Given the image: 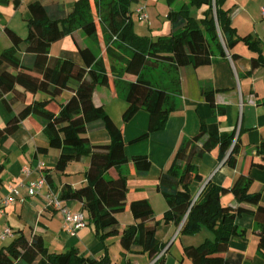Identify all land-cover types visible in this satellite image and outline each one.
<instances>
[{"label":"trees","instance_id":"trees-1","mask_svg":"<svg viewBox=\"0 0 264 264\" xmlns=\"http://www.w3.org/2000/svg\"><path fill=\"white\" fill-rule=\"evenodd\" d=\"M93 1L91 6V0H76L69 10H65L63 6L53 8L45 0H30L27 36L23 38L6 27L12 46L0 53V100L11 109L6 96L14 93L15 101H21V107L4 126H0V141L13 134L23 120L32 117L41 125L48 146L60 149L55 166L57 171L64 172L70 163L88 156L86 183L74 188L65 187L61 198L81 202L88 223L94 226L96 237L104 245L108 237L119 235L125 250L146 253L152 259L163 248L156 236L160 223L181 225L180 233L184 235L196 234L202 227H207L213 231L214 239H207L197 246H185V257L193 264H241L242 254L232 257L228 253L230 240L244 234L236 223L237 216L251 213L259 231L258 250L264 256V206L260 203L261 194L250 191L252 178L249 175L240 174L231 187L209 181L196 200L190 189L193 181L203 183V177L193 163L194 157H201L218 147V158L235 165L238 153L237 141L232 146L235 132L220 133L217 125L203 121L196 135L182 139L169 168L159 177L158 188L168 209L161 219H157L146 198L128 205V175L122 169L131 162L137 174L146 175L151 167L150 158L146 154L128 158L122 129L103 105H97L93 100L96 86L107 84L109 74H113L115 86L128 104L123 121H130L139 110L149 114L147 132L134 141L144 139L162 130L177 110V99L181 94L180 67L206 65L214 57H226L227 53L232 58L239 57L232 52L237 43L242 41L254 49L255 38L237 36L227 0H188L179 9H170L171 31L155 37L139 36L135 32L133 0ZM172 1L169 0V5ZM20 2L13 0L16 7ZM202 6L205 9L201 18L191 15L192 7ZM100 25L105 27L109 67L104 57L99 56L98 47L94 50L87 44L78 47V59L68 52L57 57L50 55L52 43L73 36L77 30L98 46ZM263 64L260 56L251 60L252 70ZM127 75L134 79L127 80ZM37 92L50 97L26 101L28 93ZM66 92L69 93L67 99L58 102L56 98ZM205 98L215 110L214 91H205ZM94 122H100L107 130L109 143L90 142L89 125ZM204 137L206 139L199 145ZM251 164L264 168V138ZM4 168L0 161V174ZM228 191L235 195L240 206L233 208L222 204L221 196ZM243 203L254 205L256 209L244 208ZM127 206L137 221L121 229L116 213ZM0 264H111V257L107 249L98 257L84 256L77 248L50 252L40 235L28 237L22 231L8 245L0 247Z\"/></svg>","mask_w":264,"mask_h":264},{"label":"crops","instance_id":"crops-1","mask_svg":"<svg viewBox=\"0 0 264 264\" xmlns=\"http://www.w3.org/2000/svg\"><path fill=\"white\" fill-rule=\"evenodd\" d=\"M30 0H21L16 7L13 0L0 2V53L12 46V40L6 32V27L12 28L18 35L25 38L28 32L26 19L29 17L28 3ZM137 6L145 7L148 14V28L163 32L171 31V21L168 18L170 9H179L188 0L174 1L167 9L159 6V0L153 3L155 8H148L147 1L133 0ZM152 0H148L151 2ZM53 8L63 6L69 10L75 3L73 0H45ZM231 7V22L237 36L251 35L257 44L254 49L240 41L232 49L239 57L232 58L229 53L226 57L216 56L211 63L194 67L185 65L179 68L181 94L175 110L159 131L151 133L148 137L134 141L144 134L149 126V114L139 110L134 117L123 121V113L127 102L122 93L115 86V77L109 74L107 84H99L94 90L93 100L97 105H103L105 111L119 126L124 135L125 153L128 158L137 154H146L151 160L150 170L146 175H139L131 162L123 166V171L128 175L127 203L146 198L150 201L154 215L161 219L168 209V203L158 188L159 177L167 170L174 154L183 138L191 137L199 132L200 125H217L220 133L235 132L238 153L234 166L218 158V147L206 152L201 157H194L193 163L203 177V183L193 181L190 189L196 196L204 184L213 183L231 187L240 174H247L252 178L250 191L261 194L260 203L264 206V168L251 164L258 147L264 138V64L252 70V58L261 57L264 61V18L262 8L264 0H227ZM22 11L20 12V10ZM205 6L192 7L191 15L202 17ZM158 17V18H157ZM162 18V29L154 27ZM17 20V26L12 22ZM158 26V25H157ZM142 29V26L139 27ZM137 30V29H136ZM99 32V28H98ZM138 34L141 32L137 31ZM99 34V33H98ZM163 34H152L157 36ZM75 50L69 47L61 49L60 53L50 55L57 57L68 52L78 59L79 46L86 44L94 50L98 47L99 56H103L108 67L110 60L106 55L104 38L98 36L99 45L88 43V39L81 30L73 34ZM52 47V45H51ZM110 70V69H109ZM133 80L131 75L125 76ZM214 91L215 110L205 98V91ZM69 93L56 99L63 103ZM7 101L11 104L9 109L5 102L0 100V126H4L21 107V101H15V94L9 93ZM50 97L44 92L28 93L26 101L42 100ZM88 137L91 143H109L110 135L100 122L89 125ZM206 139L204 137L199 145ZM47 148V149H46ZM60 149L49 147L48 138L41 125L32 117L22 121L20 127L11 135L3 137L0 141V161L5 168L0 174V233L10 227L13 236L0 237V247L8 245L20 232L31 237L40 235L50 252L61 253L71 248H77L84 256L98 257L106 249L111 257V264H149L151 258L146 253L127 251L119 241V235L110 236L105 240V245L100 241L90 223L79 229L76 235H71L64 228V218L60 211L55 210L47 203L46 195L49 193L61 196L67 186L78 187L86 183V171L89 166V157L85 156L80 161L68 165L64 172L55 169ZM44 165H41V164ZM27 170H29L27 172ZM48 176L47 183L39 194L30 196L27 184L41 175ZM13 190L18 192L15 194ZM8 196H15L14 202L3 205V200ZM224 205L236 208L240 206L235 195L228 191L221 196ZM63 203L73 211L82 210V204L77 200H65ZM242 206L255 210L254 205L243 203ZM121 229L136 223V219L129 209L116 213ZM151 223H154L152 221ZM236 223L244 234L235 235L230 240V253L234 257L242 254L241 264H264V256L258 250V229L251 213H242L236 218ZM181 225L174 223H160L156 236L162 244L163 262L159 264H193L185 257L184 247L200 245L207 239H214V233L207 227L193 235L180 233Z\"/></svg>","mask_w":264,"mask_h":264},{"label":"built area","instance_id":"built-area-1","mask_svg":"<svg viewBox=\"0 0 264 264\" xmlns=\"http://www.w3.org/2000/svg\"><path fill=\"white\" fill-rule=\"evenodd\" d=\"M136 11L138 12L140 18L142 19L148 18V14L145 10V7H138ZM262 16L264 18V7L262 8ZM235 142H236V138L234 139L232 146L235 144ZM41 165H44V164L42 163ZM28 171L29 170H27V172ZM46 183H47V180L44 174L35 180L29 181L27 184L29 195L34 196V195L39 194L40 190L44 187ZM202 189L194 197V200L198 198ZM13 191L15 194L18 192L17 190H13ZM46 198H47V203L49 206H51L55 210L60 211L62 213L63 218H64V228L68 233H70L71 235H76L79 229H82L85 226H87L88 219L82 210H79V211L71 210L69 207H67L63 203V199L61 198V196L58 194H54L53 192L47 194ZM14 200H15V196H8L3 200L2 204L8 205L14 202ZM8 236H13V230L10 227L4 228L0 233V237L3 239ZM162 255H163V252H160L159 254H157L155 257H153L150 260L149 264H159V261Z\"/></svg>","mask_w":264,"mask_h":264},{"label":"rangeland","instance_id":"rangeland-1","mask_svg":"<svg viewBox=\"0 0 264 264\" xmlns=\"http://www.w3.org/2000/svg\"><path fill=\"white\" fill-rule=\"evenodd\" d=\"M73 1H76V0H73ZM144 1L145 2L147 1L148 8L151 9V8H155L153 6V3H155L158 0H152L151 2H148V0H144ZM176 1L177 0L174 1V4H175ZM93 3H94V1L91 0V6L93 5ZM136 5H137L136 2L133 1L132 2V5H131L132 10L134 11V13L132 15V20H133V25H134L135 32L137 34H138L137 31L141 32V34H138L139 36H150L152 34H160V33L161 34H165L166 31H168V28H165V30L163 32H160V30H153V31H151L148 28V18L147 19L146 18L145 19L140 18L138 12L136 11V9L139 6H137V8H136ZM159 6L161 8L167 9L169 7V0H159ZM142 7H144V6H142ZM21 11H22V9L20 10V12ZM167 11H168V9H167ZM197 18L199 19V16ZM162 22H163V19L160 18L158 24H156L154 27H158V28L160 27V29H162ZM12 23L17 26V20L16 19ZM140 26H142V29L139 28ZM104 28L105 27L102 26V25L99 26V32H98L99 34H98V36L100 35V37H102V38H104V34H105ZM27 34H28V32L26 33V36H27ZM88 43H92L93 44L92 39H88ZM69 47L71 49L75 50V42H74V39H73L72 36H65L62 39H59V40L55 41L54 43H52V47H50L51 54L55 55L56 53L57 54L60 53L62 48L63 49L66 48V49L69 50Z\"/></svg>","mask_w":264,"mask_h":264}]
</instances>
